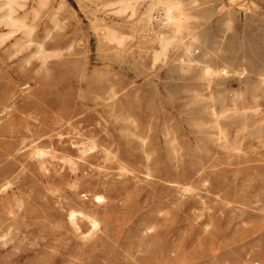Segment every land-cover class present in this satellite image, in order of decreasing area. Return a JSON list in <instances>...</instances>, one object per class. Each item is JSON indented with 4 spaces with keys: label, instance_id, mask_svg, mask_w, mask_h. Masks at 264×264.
Masks as SVG:
<instances>
[{
    "label": "rangeland",
    "instance_id": "1",
    "mask_svg": "<svg viewBox=\"0 0 264 264\" xmlns=\"http://www.w3.org/2000/svg\"><path fill=\"white\" fill-rule=\"evenodd\" d=\"M32 1L17 13L31 31L0 40V264H264V0H186L191 30L164 53L135 16L110 12L124 41L104 44L78 0ZM36 144L59 149L47 170ZM71 209L98 216L94 236Z\"/></svg>",
    "mask_w": 264,
    "mask_h": 264
},
{
    "label": "bare ground",
    "instance_id": "2",
    "mask_svg": "<svg viewBox=\"0 0 264 264\" xmlns=\"http://www.w3.org/2000/svg\"><path fill=\"white\" fill-rule=\"evenodd\" d=\"M48 1L49 0H33L32 1V3H33L32 4V9L35 10V11H38L39 10V7H42V6L46 5L48 3ZM78 1H79V5H80L82 11H84L85 13H87L88 15H90L91 24H92L94 30L96 31L97 38L100 41V43L108 44V43H111V42H115L117 44H122L123 41H124V37L119 34V32L115 28V26L111 25L110 22L107 19V16L109 14H111V13L114 14V15H116V16H122V19L126 20V22H128L129 20H131V17L135 16L136 17V21L133 23V25H135L136 27H139V25H141V28L146 31V34L144 35V39L147 42H150L152 44L157 43L160 46V50L163 51L162 53H164V50H166L168 48V46L172 42H174V41H180V43H181L182 42V39H183L184 32L185 31H188V30H191V24H192L191 23V20H192L191 18L193 16V12L191 11L190 5L186 2V0H151L150 5L148 7H146V9L141 10V11L138 10V4H137L138 3V0H78ZM26 4H27V0H0V22L3 23L4 25L10 27V29L8 31H1L0 32V40H4L5 38L10 37L18 29H22L25 32L29 31L30 26H28L29 23L28 24L26 23L25 18H24L25 16L24 17H21V16H18V14H17L19 12L20 8H23L24 6H26ZM157 6H160V8L163 11V17H161V19H159V20H157V16H155V11H156ZM54 8H55V6H54ZM155 20H157V22H158L157 25H155ZM16 41H18V40H16ZM0 42H2V41H0ZM31 43H33V42H31ZM12 44H14V43H12ZM45 46L46 45H44V47H43V45L40 44L39 45V48H38V51L36 50L37 51V54L38 53L39 54H42L44 52V48H46ZM191 46H192V42L191 41L189 43L188 42H184V49H185V51L188 54V61L189 62H191V61L193 62V58H191V56H190V55H192L191 54L192 53V47ZM69 47H71V46H69ZM47 53H48V51H47ZM32 55H34V54H32ZM42 57H44V55L41 56V58ZM47 59L46 60L44 59V60L46 62H48ZM184 61H186V60H184ZM46 62H45V64H46ZM48 63H50V62H48ZM46 66H48V65H46ZM41 68H43V67H41ZM44 68H46V67H44ZM85 68L88 69L87 67H85ZM224 73L225 74L228 73V69H226L225 67H223L221 69H216V68H213V67H211L209 65H206L202 69L201 76H202V78L211 79L210 77H213L215 74H224ZM101 85H102V89H100V94L102 95V98L105 100V99H107V96H108L109 85H107L106 82L102 83ZM10 106L11 107H14L13 105H10ZM214 111H215V109H214ZM78 122H75V124L78 123ZM7 124L11 127V126L15 125V121L14 120H10ZM2 127L3 126H0V129H2ZM78 127H80V126H78ZM74 128H76V127H74ZM77 129H79V128H77ZM105 131H106V129H105ZM62 133H58V141H59V143H63L64 142V138H63V134ZM95 134H97V133H95ZM34 135H36V137L31 141L32 143L33 142L37 143L36 141L39 140V139L42 140L43 134L41 135V134L33 133V136ZM96 137H97V135L95 136V138ZM69 138H70V136H69ZM73 138L71 137L70 139L72 140ZM54 141L55 140H51L52 143H54ZM71 143H72L73 147H77L78 148V151H80L82 153V155L83 154L85 155V154L90 153L91 151H93L97 147V144L95 143V141L93 139H91V141H90V139L89 140H84V141H74V140H72ZM30 145H31V143H30ZM25 146H28V145L26 144ZM44 147L45 146L40 147V146H38L36 144L35 149L33 148V150H31V152L28 150V156H35V158H37V162H38L39 166L42 169L47 170V166L45 164L46 163V157L47 156H57L56 155V150H59V149H55V148H52V147H49V149H48V148H44ZM46 147H48V146H46ZM106 147L103 148V149L104 150H107V152H108L109 150L106 149ZM20 150H22V149H20ZM147 156H149V155H147ZM113 157H111V158H113ZM68 162L71 165V169L75 170L77 168V165H76L77 162L74 161V159L73 160L72 159H68ZM118 169H120V168H118ZM110 173H112V172H110ZM12 175H13V173H12ZM107 175H108V173H107ZM75 179H77V178H75ZM136 182H138V181H136ZM126 184H121V187L119 186L118 188H116V190L118 191L119 189L120 190L125 189ZM7 186H9V183H5V184L3 183V185L0 186V191L6 189ZM16 195H17V193H16ZM82 196H87V194L85 193ZM92 201H94L95 203H103L106 200H105L104 194L102 195V193H101V194H94L92 196ZM177 201H179V200H177ZM106 205H107V203H106ZM89 212L92 213L93 211L90 210ZM67 215H68V219H69V222L71 223V225H73L74 228L77 231H79L81 234H83L85 237L86 236H90V235L94 236L93 233L96 231V229L99 228L100 221L97 219L98 216L95 217V216L91 215L90 213L84 211L83 209L82 210L81 209L80 210H78V209L77 210L76 209H71L68 212ZM8 218H10V217H8ZM83 218L87 219L88 223L90 224V227H89V229H88L87 232L82 231V227H81V224L82 223L80 224V222H79V220L80 219H83ZM15 219H13V220H15ZM10 223L12 224V222H10ZM68 225H70V224H68ZM74 233H75V231H74ZM127 245L130 246L131 245L130 242H128Z\"/></svg>",
    "mask_w": 264,
    "mask_h": 264
}]
</instances>
